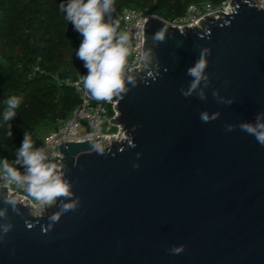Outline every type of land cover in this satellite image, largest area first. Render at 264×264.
Here are the masks:
<instances>
[{"label": "water", "instance_id": "water-1", "mask_svg": "<svg viewBox=\"0 0 264 264\" xmlns=\"http://www.w3.org/2000/svg\"><path fill=\"white\" fill-rule=\"evenodd\" d=\"M230 3L182 29L147 16L124 90H86L115 103L124 137L61 143L68 195L38 214L0 188V264H264V146L240 128L264 114V8Z\"/></svg>", "mask_w": 264, "mask_h": 264}, {"label": "trees", "instance_id": "trees-1", "mask_svg": "<svg viewBox=\"0 0 264 264\" xmlns=\"http://www.w3.org/2000/svg\"><path fill=\"white\" fill-rule=\"evenodd\" d=\"M222 0H114L112 19L118 22L123 8H133L171 22L182 16L188 5L200 2L219 4ZM62 0H0V112L9 96L23 101L10 122L0 120V159L16 164L15 150L23 133L34 139L42 131L56 129L78 105L73 88L59 81L87 74L76 49L82 37L67 22L59 5ZM106 19H108L106 17ZM108 116L111 105L106 104ZM9 124L11 136H8Z\"/></svg>", "mask_w": 264, "mask_h": 264}, {"label": "clouds", "instance_id": "clouds-1", "mask_svg": "<svg viewBox=\"0 0 264 264\" xmlns=\"http://www.w3.org/2000/svg\"><path fill=\"white\" fill-rule=\"evenodd\" d=\"M59 8L65 20L71 22L73 30L82 37L80 46L76 49V56L84 62V67L88 70L86 75L81 76L83 88L88 90L92 97L111 99L124 90L123 70L129 57V34L118 33V22L112 19V13L115 11L114 0H62ZM155 39L162 40L163 33H157ZM206 67L207 63L202 53L201 58L187 70V74L193 79L188 91L182 92V95L185 97L191 95L201 80L207 79L204 75ZM129 82H131L130 78ZM22 101V97L15 95L6 98L3 102L4 109L0 112V120L12 121ZM262 116L264 114L258 113L254 125L243 122L240 128L254 136L256 141L264 146V123L260 122ZM200 119L202 122H208L206 114H201ZM10 128L9 124L8 136L12 135ZM228 130L231 131V128ZM15 155V163H22L25 172L22 174L7 159H0V174L7 182L26 186L28 195L40 204H51L58 197L68 195V186L56 166L45 162L47 157L42 150H33L32 136L28 131L23 133ZM5 203L14 206L16 201L5 200ZM74 206L66 204L64 211ZM0 215L3 213L0 212ZM58 219V216L52 217L54 221ZM10 227V225L4 226L0 230L7 232ZM182 250V248H173L172 254H179Z\"/></svg>", "mask_w": 264, "mask_h": 264}, {"label": "built area", "instance_id": "built-area-1", "mask_svg": "<svg viewBox=\"0 0 264 264\" xmlns=\"http://www.w3.org/2000/svg\"><path fill=\"white\" fill-rule=\"evenodd\" d=\"M231 0H222L219 4L209 2L194 3L187 6L185 13L169 22L171 25L180 29L192 27L199 21L219 10H230L232 8ZM260 7L264 8V0H251ZM230 14V12H227ZM149 14L143 13L133 8H123L119 14V24L122 32L129 34V57L126 60L124 69L129 72L138 69L141 66V54L143 50V27ZM218 18L217 14H213ZM73 88L77 94L79 102L71 114L61 121L56 129L47 132L42 139L41 145L36 148L42 150L47 159L46 163L61 164L62 155L59 151V145L64 142H79L85 140H105L107 142L117 139L118 136L124 137L120 130L115 132L116 127L110 123V119L117 115L115 103H95L87 95L86 90L81 83V77L77 79L63 78L59 81ZM106 104L111 105L112 116H108ZM114 129V130H113ZM59 157V158H55ZM57 159V160H54ZM55 162V164H54ZM61 172L62 164L55 165ZM6 187L8 195L19 198L34 206V202L27 195L26 186L16 185L14 182H7L0 174V188Z\"/></svg>", "mask_w": 264, "mask_h": 264}, {"label": "rangeland", "instance_id": "rangeland-1", "mask_svg": "<svg viewBox=\"0 0 264 264\" xmlns=\"http://www.w3.org/2000/svg\"><path fill=\"white\" fill-rule=\"evenodd\" d=\"M171 21H173V20H171ZM117 130H115V132H117L119 129L118 128H116ZM114 130V129H113ZM47 133V131H42V132H40V134H38L34 139H32L33 140V150H35L36 148H38L40 145H41V142H42V139H43V136L45 135ZM122 138V137H121ZM28 195V194H27ZM29 196V195H28ZM30 197V196H29ZM31 198V197H30ZM32 199V201L34 202V204L35 205H40L41 207H40V209H39V211H36L35 209H34V211H35V213L36 214H38V213H40V211H41V209H43V207L45 206V205H47V204H40L39 202H37V201H35L33 198H31Z\"/></svg>", "mask_w": 264, "mask_h": 264}, {"label": "bare ground", "instance_id": "bare-ground-1", "mask_svg": "<svg viewBox=\"0 0 264 264\" xmlns=\"http://www.w3.org/2000/svg\"><path fill=\"white\" fill-rule=\"evenodd\" d=\"M119 138L121 139V136H118V139H119ZM40 207H41L40 205H34V206H33V208H34L36 211H39ZM34 213H35V211H34ZM35 214H36V213H35Z\"/></svg>", "mask_w": 264, "mask_h": 264}]
</instances>
